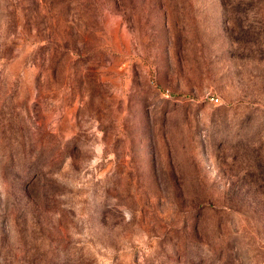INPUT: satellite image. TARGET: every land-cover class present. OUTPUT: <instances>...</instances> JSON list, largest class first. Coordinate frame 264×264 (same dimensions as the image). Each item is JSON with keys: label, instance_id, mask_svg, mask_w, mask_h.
<instances>
[{"label": "rangeland", "instance_id": "obj_1", "mask_svg": "<svg viewBox=\"0 0 264 264\" xmlns=\"http://www.w3.org/2000/svg\"><path fill=\"white\" fill-rule=\"evenodd\" d=\"M0 264H264V0H0Z\"/></svg>", "mask_w": 264, "mask_h": 264}]
</instances>
